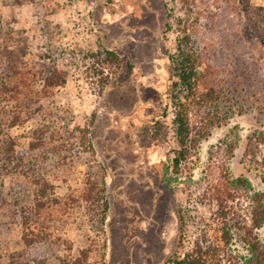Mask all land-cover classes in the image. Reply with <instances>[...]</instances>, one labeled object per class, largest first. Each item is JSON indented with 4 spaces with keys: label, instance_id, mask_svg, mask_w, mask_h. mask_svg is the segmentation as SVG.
Masks as SVG:
<instances>
[{
    "label": "rangeland",
    "instance_id": "rangeland-1",
    "mask_svg": "<svg viewBox=\"0 0 264 264\" xmlns=\"http://www.w3.org/2000/svg\"><path fill=\"white\" fill-rule=\"evenodd\" d=\"M251 2L264 6V0ZM0 18V41L10 43L2 54L27 62L35 82L44 66L66 73V82L40 108L34 101L21 113L28 117L10 130L17 147L35 145L30 157L42 167L36 171L59 197L78 198L89 183L104 180L110 203L102 233L91 226L93 214L81 201L68 215L46 220L63 239L48 264H71L87 247L88 264H169L215 209L200 202L203 186L242 175L264 192V144L255 140L264 130V87L247 56L234 69L235 113L199 142L191 172L173 171L178 145L167 60L173 35L163 34V0H0ZM102 45L119 53V64L91 56ZM40 87L38 82L34 89ZM17 187L29 192L24 183ZM9 218L0 210L4 249L5 238L20 237ZM259 234L264 241V226Z\"/></svg>",
    "mask_w": 264,
    "mask_h": 264
},
{
    "label": "trees",
    "instance_id": "trees-1",
    "mask_svg": "<svg viewBox=\"0 0 264 264\" xmlns=\"http://www.w3.org/2000/svg\"><path fill=\"white\" fill-rule=\"evenodd\" d=\"M163 4V34L165 39L173 35V50L167 60L172 70L170 100L178 145L172 167L178 174L191 172L199 142L235 113L231 99L240 56H247L249 67L259 73L264 87V6L253 5L251 0H163ZM6 38L11 39L10 35ZM5 43L0 41V210L10 213L20 237L15 242L5 238L7 246L0 247V264H48L52 256H57L53 248L63 239L46 220L68 215L73 204L81 201L87 214H93L89 221L95 224L91 226L97 234L102 233L110 203L104 180L89 183L78 198L59 197L54 184L36 171L42 167L30 157L35 145L30 142L27 148L17 147L18 140L10 130L28 117L21 113L34 101L40 108L51 90L66 82V73L57 65L44 66L36 71L35 82L29 77L27 62L16 59L10 51L7 56L2 54V49L6 51L10 45ZM91 56L120 63L119 53L103 45ZM38 82L40 89H34ZM83 131L89 133L88 129ZM256 132L255 140L264 144V130ZM252 140L251 135L249 143ZM23 183L29 188L27 194L16 188ZM8 184L10 192L6 194ZM200 196L201 203L214 204L215 209L191 245L175 252L168 263L264 264V241L259 234L264 226V192L254 189L245 176L226 175L203 186ZM183 240L179 241L181 247L185 245ZM90 251V247L81 249L71 264H88ZM102 263L106 264L104 259Z\"/></svg>",
    "mask_w": 264,
    "mask_h": 264
}]
</instances>
